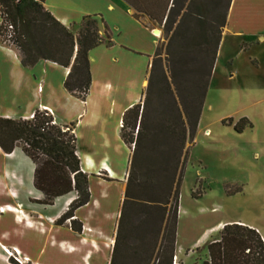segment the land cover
<instances>
[{
	"label": "trees",
	"instance_id": "obj_1",
	"mask_svg": "<svg viewBox=\"0 0 264 264\" xmlns=\"http://www.w3.org/2000/svg\"><path fill=\"white\" fill-rule=\"evenodd\" d=\"M44 0H0V45L13 49L22 67L44 60L68 69L64 90L84 101L90 86L88 53L112 45L100 34L95 16H85L73 35L43 7ZM133 18L162 27L164 68L158 46L139 102L126 110L120 138L130 150L125 190L116 220L108 264H172L179 188L193 144L231 0H121ZM224 124V121L221 122ZM246 119L233 127L240 133ZM74 124L57 125L45 110L31 119L0 118V149L15 148L30 159L39 204L74 194L55 225L68 223L76 233V209L89 200L87 175L76 156ZM204 244L203 264H264V243L255 229L224 224Z\"/></svg>",
	"mask_w": 264,
	"mask_h": 264
},
{
	"label": "crops",
	"instance_id": "obj_2",
	"mask_svg": "<svg viewBox=\"0 0 264 264\" xmlns=\"http://www.w3.org/2000/svg\"><path fill=\"white\" fill-rule=\"evenodd\" d=\"M43 7L73 35L83 17L95 16L100 34L106 29L112 45L88 53L90 86L84 101L64 90L67 68L44 60L24 68L13 49L0 45V118L26 120L36 110H45L57 125L74 124L76 156L87 175L89 200L73 213L80 233L68 224L55 225L74 194L56 198L50 206L39 204L43 197L33 187L30 159L20 148L8 154L0 149V225L11 226L10 233L0 230V244L20 251L31 264H44L38 259L43 250L27 255L10 240L11 234L12 240L25 235L41 240L55 257L52 264H108L130 158L120 125L146 86L158 31L153 32L145 18L134 19L121 0H44ZM226 39L235 46L264 41V0H231L217 55ZM57 204L60 209L50 213ZM223 225L213 229L219 232Z\"/></svg>",
	"mask_w": 264,
	"mask_h": 264
},
{
	"label": "rangeland",
	"instance_id": "obj_3",
	"mask_svg": "<svg viewBox=\"0 0 264 264\" xmlns=\"http://www.w3.org/2000/svg\"><path fill=\"white\" fill-rule=\"evenodd\" d=\"M151 30L158 31L164 68L163 29L154 25ZM243 118L250 127L237 133L233 127ZM185 149L172 264L206 262L203 245L217 237L219 229L213 227L219 223L256 228L264 239V41L235 46L226 39L212 69L193 144ZM59 209L57 204L49 211ZM0 230L10 233L11 226L1 224ZM10 240L27 255L42 249L38 259L44 264L55 261L39 239L25 235L12 240L11 234ZM155 256L148 264H155ZM0 264L31 263L20 251L0 244Z\"/></svg>",
	"mask_w": 264,
	"mask_h": 264
},
{
	"label": "built area",
	"instance_id": "obj_4",
	"mask_svg": "<svg viewBox=\"0 0 264 264\" xmlns=\"http://www.w3.org/2000/svg\"><path fill=\"white\" fill-rule=\"evenodd\" d=\"M32 116H33V114H31V115L29 116V118H28V119H31V118H32Z\"/></svg>",
	"mask_w": 264,
	"mask_h": 264
},
{
	"label": "bare ground",
	"instance_id": "obj_5",
	"mask_svg": "<svg viewBox=\"0 0 264 264\" xmlns=\"http://www.w3.org/2000/svg\"><path fill=\"white\" fill-rule=\"evenodd\" d=\"M157 33H158V32H157ZM9 210H10V211H12V209H11V208H10ZM15 211H16V210H15ZM18 213H19V212H18ZM2 248H3V247H2ZM17 253H18V252H17Z\"/></svg>",
	"mask_w": 264,
	"mask_h": 264
}]
</instances>
